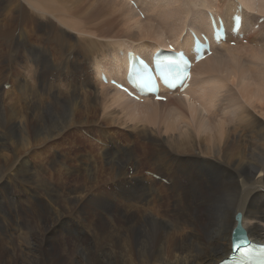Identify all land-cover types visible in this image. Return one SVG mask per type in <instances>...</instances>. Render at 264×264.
Listing matches in <instances>:
<instances>
[{"label":"bare ground","instance_id":"obj_1","mask_svg":"<svg viewBox=\"0 0 264 264\" xmlns=\"http://www.w3.org/2000/svg\"><path fill=\"white\" fill-rule=\"evenodd\" d=\"M95 1L101 5L94 7ZM95 1H84L88 3H85L86 7L94 8L85 7L83 11L76 8L75 14L69 10L67 0H0V55L2 59L8 60V55L15 53V59L8 62L17 64L18 61L15 68L11 66L15 63L10 65L13 69L8 74V80L11 82H5L11 84V89L5 93L15 94L12 98L14 110H4L0 99V213L1 216H8L3 210L9 208L8 212L14 213L20 223L22 213L33 212L32 217L36 221L32 234L34 245L30 243L27 247H22L23 245L17 246L14 243L17 246L15 251L8 246L5 254L0 253V264H29V260L23 258L26 252L31 258L34 257V264H219L232 252V233L237 226L235 218L238 214L242 216L241 226L248 240L264 244L263 123L255 118L246 104L236 107L239 97L227 89L221 80V74L227 73V79L236 80L237 75L240 76L245 71L242 65L244 62L255 67L251 68L249 65L250 69L264 72V22L255 30L258 21L264 19V8H261L264 7L261 6L263 0ZM238 2L244 9V38L229 41L235 42L236 47H216L212 57L197 64L188 91L182 93L177 90L168 97L166 103L145 100L144 104H136V101L129 100L122 92L101 81L102 70L110 79L125 78L127 50L151 59L157 50H165L169 43L176 50L190 49L191 31L198 34L211 32L208 21L210 12L222 16L231 30V19ZM27 3L31 6H27ZM103 5L109 6L112 12L118 14V18H113L109 13V18L106 19L110 23L99 24L97 16L102 14ZM156 10H162V17L150 14ZM140 14L144 15L142 19ZM72 15L74 18H71ZM136 26L139 28L138 32L135 30ZM70 30L87 38H79L80 43L74 44L66 36L71 33ZM103 35H112L113 38L105 39ZM122 37L127 40L122 41ZM181 37H185L186 41L178 43ZM138 41L143 44L140 49H126L122 55V49L131 47ZM243 42L247 45H243ZM52 48L55 54L49 59L47 54H51ZM26 55L32 57L30 59H34L36 64L32 80L27 75L20 76L17 69L22 64L20 57ZM83 57H87L86 60L91 58L90 63L96 70V74L88 75L85 79L81 78V73L86 72L80 61ZM225 61L230 66L222 65ZM197 73L209 76L208 81L199 89L194 87ZM59 77L64 79L65 91L55 85ZM232 80L230 81L233 82ZM254 82L256 90L253 85L250 88L248 86L249 89L253 88L252 92L246 90L245 82H240L245 85H242L243 88L241 86L243 91L240 96L241 99L247 97L248 101L250 99L254 102V99L259 102L262 114L264 87L261 85L264 83L263 80V84L260 82L259 85ZM207 83L211 87L204 90ZM0 90L2 96L3 91ZM91 90L96 96L95 100H91L92 107L89 105V96H86ZM252 93L256 95L253 96ZM42 99L43 105L40 103ZM46 99L51 101L52 106L45 104ZM217 102L225 104L224 107L215 108L218 106ZM94 104L103 105L104 110L114 106L121 107L126 122L140 118L149 125L150 121L162 116L167 120L166 128L172 123L166 132L172 133L174 142L167 147L164 144L152 147V155L148 159L145 156L140 158L130 147L121 148L118 142L113 143L110 150L98 148L102 161L103 157L110 160V163L107 162L108 167L103 164L98 166V161L89 158V152L72 157L70 150L68 157L64 152L67 148H61L58 140L68 135L69 127L74 126V130L79 133V129L86 123L89 124L90 120L93 123L97 119ZM131 106L132 110L129 109ZM253 107L256 108L257 105ZM50 109L57 112L61 123L54 122ZM26 111H32L35 123ZM219 112L221 118L218 121L216 117ZM107 118L109 119L108 116ZM14 120L17 121L16 131L12 125ZM181 122L185 123L186 130L173 134ZM156 130L158 129L155 132ZM200 132L208 133V137L205 140L199 139ZM97 133L101 137H109L106 131ZM32 135L34 171L29 156L16 158V147L21 144L17 138L24 137L23 144H26ZM48 141L52 145L45 149L41 144L45 145ZM116 159L122 161L124 166L131 161L135 174L130 180L127 178L129 171L114 164V161L117 164ZM68 161L74 163L73 171L78 174L72 177L74 181L68 176ZM142 161L156 166L161 173L174 174L176 179L170 174L171 177L167 179L170 188H157L158 183L154 179L144 177L140 170ZM54 171L59 176L60 184L64 183L66 186L63 196L59 194L60 189L44 177V174H52ZM161 173L154 174L160 176ZM41 176L44 177L43 181L37 182V178ZM33 177L34 183L31 184ZM104 181L108 183L105 188L98 190L95 195L91 194L92 197L87 194L91 189L94 190L96 183ZM151 188L152 194L149 193ZM164 191H170L173 198L165 200L163 196L160 197ZM17 192L20 196L28 195L30 200H15ZM55 195L59 200L60 197L63 198V205L58 203L61 207L52 206L45 199H51ZM190 203L199 205L202 212L192 206L188 209ZM87 208H92L97 216L96 221H91L88 227L90 234H86L85 225L80 227L74 220L76 226L74 223L70 224L75 218V209L85 211ZM108 210L114 219H121L127 226L110 219L107 216L109 214H106ZM151 212L158 214H150L149 219H143V215ZM194 213L198 218L203 214L202 219L194 217ZM7 218L0 219L1 241L8 238V227L12 223V219ZM73 229L76 237L63 235V232L71 233ZM57 234H61L59 241H52L55 243L50 246L48 238ZM21 238L20 236V241ZM19 256L22 257L20 262L16 259Z\"/></svg>","mask_w":264,"mask_h":264},{"label":"rangeland","instance_id":"obj_2","mask_svg":"<svg viewBox=\"0 0 264 264\" xmlns=\"http://www.w3.org/2000/svg\"><path fill=\"white\" fill-rule=\"evenodd\" d=\"M84 1H86V0H67V6H68V8H69V10H71V11H74L73 13H75V14H77L76 13V11H75V9L77 8V9H79V10H81V11H83V10H85V9H89V8H91V9H93L94 7H96L97 5H101V4H96V1L95 0H90V1H95V4H93V6H90L89 8L88 7H86V4H88V3H86V2H84ZM169 1H171V0H169ZM237 1V0H236ZM239 1V0H238ZM26 2H28V0H26ZM83 2H84V4H83ZM92 2H90V3H92ZM86 3V4H85ZM102 3V2H101ZM104 3V2H103ZM170 3V2H169ZM29 4H31V2L29 3ZM28 3H27V6H31V5H29ZM83 4V5H82ZM90 5V4H89ZM92 5V4H91ZM261 6H264V0L261 2ZM86 7V8H85ZM93 7V8H92ZM106 7V8H105ZM29 8V7H28ZM31 8V7H30ZM85 8V9H84ZM261 8H264V7H261ZM108 9V10H107ZM109 9H110V12H109ZM106 10V11H105ZM112 9L108 6H102V14H104V15H102V14H99V16H97V18H98V22H100L99 24H107V23H110V21L108 20V19H106V18H109V13L110 14H112V17L114 18H118V14L117 13H115L114 11L112 12L111 11ZM159 10V9H158ZM158 10H156V11H151L150 12V14L152 15V16H155V17H162V15H163V12H162V10L161 11H158ZM264 10V9H263ZM88 11V10H87ZM108 13V14H107ZM113 14H115V15H113ZM102 15V16H101ZM117 15V16H116ZM122 17V16H121ZM143 17H144V15H143ZM68 18V17H67ZM71 18H74V16L72 15V17ZM104 19V20H103ZM124 19V18H123ZM122 19V20H123ZM141 19H142V16H141ZM56 20V19H55ZM114 20V19H113ZM57 21V20H56ZM102 21V22H101ZM60 24V23H59ZM260 27V26H259ZM259 29V28H258ZM66 30H69V29H66ZM135 30H136V32H138L139 31V28L136 26V28H135ZM255 30H257V29H255ZM70 32L71 33H68L66 36H67V38L69 39V40H72L73 41V43L74 44H79L80 43V41H79V38L81 39H85V38H87L86 36H84V35H82V34H78L76 31H71L70 30ZM76 32V33H75ZM114 35L113 36H115V33H113ZM82 35V36H81ZM103 36H105L104 38L105 39H111V38H113V36L112 35H103ZM102 36V37H103ZM111 37V38H110ZM72 38V39H71ZM126 37H122L121 38V40L122 41H126L127 39H125ZM79 42H78V41ZM185 42L186 41V38L185 37H181L179 40H178V43H181V42ZM99 42H103V41H99ZM105 43H107V42H103V44H105ZM109 43H111V42H109ZM116 43V42H115ZM243 45H247L246 44V42H243ZM50 46H52V44H50ZM136 46V47H135ZM143 46V44H142V42H140V41H138V42H136L135 44H133L131 47H127V48H124V49H122L121 50V52H124V51H126V49H134V48H139L140 49V47H142ZM232 47H235V46H232ZM57 50H58V47L56 48ZM0 51H1V48H0ZM58 52H59V50H58ZM219 53V52H218ZM0 54H2L1 52H0ZM55 54V51H54V48H52V50H51V54L50 55H48L47 54V57L49 58V59H51L50 58V56L51 55H54ZM217 54V53H216ZM1 56V55H0ZM9 57H8V60H4V59H2V56H1V59H0V63H3V65H4V67H7V68H4L3 67V65H0V76H2V78L0 77V82H2V83H0V89H2V91H3V93H2V96H0V99H1V106H2V108L4 109V110H6V111H10V110H12V106H13V102H12V98L14 97V93L13 94H6L5 92H8V90H10L11 88V84H6L5 82H11L10 80H8V74H9V72L13 69V68H15L17 65H18V61H17V64L15 63H11V62H8V61H12V60H14L15 59V53H12V54H10V55H8ZM11 56H12V58H11ZM22 56H24V54H22ZM28 57V58H27ZM30 58H32V57H30V56H28V55H26V57H20V59H19V61L22 63L19 67H17V69H18V73H19V75L21 76V75H23V76H25V75H27V76H29V78L32 80V78L34 77V72H35V70H36V64H35V62H33L34 61V59H30ZM85 58V59H84ZM86 58L87 57H83V58H80L81 60V64H82V67H84L85 69H86V72H83V73H81V78H88V75H90V76H92V75H94V74H96V70H95V68H94V66L90 63L91 62V58H88L89 60H86ZM12 59V60H11ZM28 59V60H27ZM30 60H32L31 62H29ZM73 60V57H71L70 58V61H72ZM27 61V62H26ZM33 62V63H32ZM30 65H32V66H30ZM63 64H65L64 63V61L62 62ZM226 63V64H225ZM225 63H223L222 65H228V66H230V64L229 63H227L226 61H225ZM11 64H14V65H11ZM13 67H11V66ZM35 65V66H34ZM242 65H243V69L245 70V71H243L244 73H241V74H239L240 76H238L237 75V77L238 78H236V80H234V81H236V82H234L232 79H230V80H232L233 82H231L229 79H227L226 77L227 76H229V75H227V74H221V80H222V83H223V85L225 86V87H227V89H229V90H231L235 95H236V97L238 96L239 98H237L238 99V103H237V105H236V107L237 106H239L240 104H246L245 106L249 109L250 108V110L254 113V115L256 116L255 118H257V119H260L261 121H262V127H264V113L262 112V114H261V112H260V110H259V108H261L260 107V103L259 102H255V100L253 99V101L254 102H251L250 101V99H249V101L248 100H246V99H248L247 97L245 98V97H242V99H241V92L243 91V90H241L245 85L244 84H240V82L241 83H243V82H245L246 83V85L247 86H245V87H247L248 88V86H249V88H250V86L251 85H253V87L256 85L255 84V82L254 81H256L257 82V84L259 85V83L261 82V84H263L264 83V72L262 71V72H258V71H254V70H252V69H250L249 68V65L251 66V68L252 67H254L253 65H251V64H249L248 65V63H246V62H244V63H242ZM23 66H25L26 68H22ZM29 67V68H28ZM225 67V66H224ZM20 68V69H19ZM246 68V69H245ZM255 68V67H254ZM7 69V70H6ZM32 71H31V70ZM9 70V71H8ZM253 71V72H252ZM21 73V74H20ZM258 73H260V74H258ZM5 75V76H4ZM202 74H200V73H197L196 74V83H195V85H194V87H196L197 89H199V88H201L202 87V85L204 84V83H206L207 81H208V79H209V76H201ZM227 75V76H226ZM261 75V76H260ZM263 75V76H262ZM10 76H12V74L10 75ZM9 76V77H10ZM242 76V77H241ZM236 77V76H235ZM242 78V79H241ZM247 78V79H246ZM249 78V79H248ZM21 79H23V78H21ZM241 79V80H240ZM252 79V80H251ZM46 81H47V77H46V79H45ZM243 80V81H242ZM262 80H263V83H262ZM14 80H13V78H12V82H13ZM233 83H236V85L235 84H233ZM251 83V84H250ZM4 84H6V85H4ZM64 84H65V82H64V79H63V77H59L56 81H55V85H58V86H60L61 87V89L63 90V91H65V87H64ZM255 84V85H254ZM260 84V85H261ZM63 85V86H62ZM242 85H244V86H242ZM216 86V85H215ZM241 86H242V88H241ZM261 86H263L264 87V85H261ZM64 87V88H63ZM211 87V84L210 83H207L206 84V87H205V89L204 90H208L209 88ZM246 88V90H249V92H250V90H251V92H252V90H253V88H251V89H247ZM254 89L256 90V88L254 87ZM254 90V91H255ZM91 92V93H90ZM88 94L86 95V96H89V105L91 106V100H95L96 98V96L94 95V92L91 90V91H89V92H87ZM0 94H1V90H0ZM252 95L254 96V95H256V94H254V93H252ZM83 97V96H82ZM177 97H179V96H177ZM128 98V97H127ZM256 99H260V97H255ZM129 99V98H128ZM3 100V101H2ZM47 101L45 102V104L46 105H49L50 104V106H52L51 105V101H49L48 99H46ZM129 100H131V99H129ZM131 101H133V100H131ZM246 101H248V102H246ZM134 102V101H133ZM40 103H41V105H43L44 104V100L42 99V100H40ZM136 103V102H135ZM139 103H142V104H144L145 102H139ZM138 102L136 103V104H139ZM218 103V106H217V104H216V106L217 107H215V108H221V107H224V105L225 104H220L219 102H217ZM248 103H249V106H248ZM251 103V104H250ZM220 104V105H219ZM254 106H256L257 105V107L256 108H258V110L255 108V107H253V105ZM259 106V107H258ZM92 107V106H91ZM97 107V108H96ZM264 107V106H263ZM93 108L94 109H96V120L92 123V120H90V122H89V124H85V126H83L82 127V129L80 128L79 129V133L78 132H76L75 130H74V126L72 127V128H68V130H67V134L68 135H64V136H62L59 140H58V144L60 145L61 144V148H67V149H65L64 150V152L65 153H67V155H68V157H69V151L72 153V157H74L75 155H79V154H84L85 152H89V158H91V159H93L95 162H97L98 161V166H101L100 164H103V165H105V167H108V164H107V162L108 163H110V160L107 158V157H103L104 159H103V161H102V157L100 158V152H99V150H98V148H103V149H112V147H113V143H117V144H119V146L121 147V148H126V147H130V148H132L133 149V151H135V153L137 154V155H139L140 156V158H149V157H151L150 155H152L151 153V151H152V147H156L157 145H163V146H166L167 147V145L168 144H173V140H172V137H171V134L172 133H169V132H166V131H168L169 129V126L172 124H169L168 125V127L166 128L165 127V125L167 124L166 122H167V120L164 118V117H160V116H158V118H155L154 120L156 121V122H154V120L153 121H150L151 123L153 122V125H155V127L150 123H148L149 125H147V124H145V121H142L140 118L138 119V120H136V121H133V122H130V121H125V118L123 117V113L121 112L122 111V108L121 107H118V106H114V107H111V109H109V110H104V108H103V105H96V104H94L93 105ZM130 110H132V106L129 108ZM13 110H14V108H13ZM140 110V109H139ZM112 111H114V113H111ZM32 113V111H26V113H27V115H29L30 116V118L31 117H33V122L35 123L36 122V119L34 118V115H33V113H32V115H30L29 113ZM10 113V112H9ZM50 113H51V116H52V118H53V120H55L54 122L56 123H61V120H60V116L57 114V112L56 111H54L53 109H50ZM105 113H107V114H105ZM11 114V113H10ZM168 114H170V113H168ZM206 114V113H205ZM12 115V114H11ZM55 115H57V116H55ZM14 117H16V115H13ZM106 116V117H105ZM107 116L109 117V119L107 118ZM191 116L189 115V118H190ZM57 118V119H56ZM220 118H221V112H219V114H218V117H216V119H218V121L220 120ZM108 119V120H107ZM225 120V119H224ZM16 122V123H15ZM137 123V124H136ZM157 123V124H156ZM162 123H164V124H162ZM166 123V124H165ZM16 124H17V121H13V123H12V125H13V127L15 128V131H16ZM97 124H100V126L99 125H97ZM130 124V125H129ZM136 125V126H135ZM160 125H163V126H160ZM36 127H38V125H35ZM75 126H78V125H75ZM145 126V127H144ZM152 126V127H151ZM183 126V127H182ZM186 125H185V123H180V125L178 126L179 128H177L176 129V131H174V133L173 134H179L180 132H181V130L182 129H184V130H186V127H185ZM193 126H194V124H193ZM205 128L206 127H208V126H204ZM140 128H142V129H140ZM149 128V129H148ZM151 128V129H150ZM158 129V130H156V132H155V129ZM160 129V130H159ZM180 129V130H179ZM87 130V131H86ZM136 130V131H135ZM144 130V131H143ZM96 131V132H95ZM97 131H106V132H108L109 133V137L108 138H104V137H101V135H99L98 133H97ZM193 131H194V129H193ZM69 132H71V135H70V133ZM165 132V133H164ZM93 133H95V134H93ZM117 133V134H116ZM169 133V134H168ZM198 133V132H197ZM196 132H195V134H197ZM200 134V136L198 135V138L199 139H203V140H205V138H207L208 137V133H204V132H200L199 133ZM114 135H116V137L114 138ZM127 135H128V137H127ZM34 135H32L31 136V140L28 142V143H24L23 144V142H24V137H22V136H19L18 138H17V141L18 142H20L21 144H20V146H17L16 147V158H18V157H25V156H29V159L31 160V163H32V171H34V137H33ZM99 136V137H98ZM138 137V139H137V137ZM148 136H150V138H147ZM72 137V138H71ZM202 137V138H201ZM76 138V139H75ZM98 138H100V139H102V140H105L106 142H103L102 140H100V139H98ZM128 138H130V139H128ZM146 138H147V140H146ZM168 138V139H167ZM69 139V140H68ZM115 139V140H114ZM142 139V140H141ZM146 141H145V140ZM149 139V140H148ZM32 140H33V142H32ZM117 140H119V141H117ZM153 142H152V141ZM140 142V143H136V142ZM156 143H155V142ZM82 142L84 143V144H82ZM144 142H147L146 144L144 143ZM145 145H144V144ZM152 143V144H151ZM126 144V145H125ZM127 144H129V145H127ZM149 144V145H148ZM42 145V147H44L45 149H49L50 147H51V145H52V142L51 141H48L45 145H43V144H41ZM64 145V146H63ZM148 145V146H147ZM16 146V145H15ZM22 146V147H21ZM21 148V149H20ZM70 148V149H69ZM23 149V150H22ZM26 149V150H25ZM69 149V150H68ZM139 149H140V151H139ZM19 150V151H18ZM132 151V152H133ZM138 152V153H137ZM146 152V153H145ZM24 155H23V154ZM141 153V154H140ZM27 154H29V155H27ZM143 155V156H142ZM70 156H71V154H70ZM145 156V157H144ZM116 161H117V164L115 163V161H114V164L115 165H118L119 167H122V168H125L126 169V171L128 170L129 171V174H128V176H127V178H128V180H130L133 176H134V174H135V170H134V167L132 166L133 164L131 163V161H130V163H128V164H126L125 166L123 165L124 163L122 162V161H120V160H117L116 159ZM71 162V163H70ZM176 162L178 163L179 162V160H176ZM70 163V164H69ZM71 164H72V166H71ZM74 163L72 162V161H68L67 162V167H68V170H69V172H70V174L68 175L69 177H70V179L72 180V181H74V179H72V177L74 178L75 176H77L78 174L77 173H75L73 170H74V165H73ZM140 170L142 171V173H143V176L144 177H146V178H151V179H154L158 184H157V188H160V187H164V188H170V186H169V182H168V180L167 179H169L171 176H174V174L173 175H171L172 173H168V172H163V173H161V171H159V169L158 168H156V166H151L150 164H148V163H146L145 161H142L141 162V164H140ZM154 168H156V169H154ZM73 172V173H72ZM75 173V174H74ZM154 173H161V175L160 176H158V175H156V174H154ZM49 174H51V172L50 173H46V174H44V177L46 178V180H48V182H52V184H55L54 186L55 187H58L59 189H60V193L59 194H61L60 196H63V193H64V191L66 190V186H65V184L64 183H61L60 184V179H58L59 178V176H57V174L55 173V171L54 172H52V176H51V179H50V175ZM72 174H73V176H72ZM169 174L171 175V176H169ZM44 177H38L37 178V182H42L43 181V178ZM108 177V176H107ZM174 178L176 179V177L174 176ZM57 179V180H56ZM83 181V180H82ZM164 181H166V182H164ZM30 183L31 184H33L34 183V177L30 180ZM72 183H74V185H75V182H72ZM102 183V184H101ZM99 182V184L98 183H96L97 185L95 186V188H94V190L93 191H91L90 190V192H88L87 194L88 195H90V197H92V195L91 194H93V195H95L96 193H98V190H101L102 188H105L106 187V185L108 184L106 181H104V182ZM105 183V184H104ZM101 184V185H100ZM147 184V183H146ZM73 184H72V187L74 186ZM159 185V186H158ZM98 186V187H97ZM116 187V189L118 188V185L117 186H115ZM152 192H153V189L151 188V189H149V193L150 194H152ZM159 194H160V192H158ZM163 196V198L166 200V199H168V198H173V195H171L170 194V191H168V192H166V191H164L163 193H162V195L160 196V197H162ZM19 197V198H18ZM14 199L15 200H19V199H21V200H23V201H29L30 200V198H29V196L28 195H19V192H17V194H15V196H14ZM26 199V200H25ZM45 199H47L51 204H52V206H56V207H61L59 204H61V205H63V198L61 199V197H60V200H59V197H57L56 195L53 197V198H47V197H45ZM17 200V201H18ZM176 201H178V200H176ZM60 202V203H59ZM119 202H121V200H119ZM59 203V204H58ZM1 205V204H0ZM58 205V206H57ZM196 207L197 209H199V211H201L202 209H201V207L199 206V205H197V204H193V203H190L189 204V207H187L188 209H190V207ZM91 207V206H90ZM79 209H75V212L76 213H74V216H75V218L73 217V219L70 221L71 223L70 224H73L74 223V221H76L78 224V226H80V227H83V225H85L84 227H86V230H85V232H86V234H90V232H89V226L91 225L90 223H91V221H96V219H97V216H95L94 215V211L92 210V208H87V210H85V211H83V210H79ZM90 210V211H89ZM5 213H6V215H8V216H5V214L3 215L2 214V216L4 217V218H7V219H12V223H11V225H10V227H8V233H7V236H8V238H5V240H3V241H1L0 240V253L3 255V254H5V252H6V250H7V248H8V246H10L11 248H12V250L13 251H15L14 249L17 247V246H19V244L22 246V247H27L28 246V244H33L34 245V242H33V240H34V238L32 237V234H34V225L36 224V221L34 220V216L32 217V214H33V210L31 211L32 213L31 214H29V213H22L20 216L22 217L19 221H20V223H18L17 222V219H16V215L14 214V213H9L10 212V209L9 208H5V210H3ZM9 211V212H8ZM78 211V212H77ZM110 210H108L107 211V213L106 214H109V215H107L108 217H110V219H114L112 216H111V214H110V212H109ZM202 212V211H201ZM113 213H117V212H113ZM199 213V212H198ZM80 215V217H79V215ZM150 214H158V212H151V213H149V214H147V215H143V216H145V218H143V219H149V217H150ZM202 214V213H201ZM34 215V214H33ZM78 217H77V216ZM203 215V214H202ZM202 215H199V217L200 218H198V217H196L195 216V213H194V217H196V218H198V219H202L201 217H202ZM1 216V213H0V219H2L3 217ZM10 216V217H9ZM13 216V217H12ZM106 216V217H107ZM94 217V218H93ZM33 218V219H32ZM81 219V220H80ZM126 219V218H125ZM26 222H25V221ZM74 220V221H73ZM23 221V222H22ZM35 221V222H34ZM114 221L117 223L118 222V224H120V225H126L127 226V224H123L122 222V220L121 219H119V221L118 220H116V219H114ZM24 222H25V224H24ZM83 222V223H82ZM135 222V221H134ZM28 223H29V225H28ZM31 223V224H30ZM80 224V225H79ZM83 224V225H82ZM17 225V226H16ZM32 225V226H31ZM74 226H76V224L74 223L73 224ZM136 225V224H135ZM16 226V227H15ZM28 226V227H27ZM15 227V228H14ZM13 228V229H12ZM25 228H27V229H25ZM30 228V229H29ZM76 228L77 227H75V230H76ZM135 229V228H134ZM14 230H16V231H14ZM18 230H21V232H17ZM30 230V231H29ZM74 229H73V231L71 232V233H68V232H63V235L64 236H77V234H76V231H75ZM24 231V232H23ZM75 231V232H74ZM31 232V233H30ZM11 233H13V234H11ZM29 234V236H28V234ZM16 235V236H15ZM19 235V236H18ZM20 236L22 237L21 238V241H20ZM32 238H31V237ZM15 237V238H14ZM60 237H61V234H57V235H53L52 237H50V238H48V242H49V245L50 246H52V244L53 243H55L56 241L58 242L59 241V239H60ZM88 237H91V235L89 236L88 235ZM28 238V239H27ZM12 239V240H11ZM57 239V240H56ZM11 241V242H10ZM26 241L28 242V243H26ZM51 241V242H50ZM52 241H55V242H52ZM13 242V243H12ZM21 242V243H20ZM56 242V243H57ZM6 243V244H5ZM11 243V244H10ZM14 243H17V246H16V244H14ZM23 243V244H22ZM51 243V244H50ZM27 244V245H26ZM6 245V246H5ZM15 245V246H14ZM17 249V248H16ZM0 254V257L2 256ZM28 253L26 252V254L24 253L23 254V258L24 259H27V260H29V264H34V257L33 258H31V256L29 255V257H28ZM26 256V257H25ZM22 257L21 256H19V257H16V259L20 262ZM30 259H31V262H30ZM223 260V259H222ZM221 261V260H220ZM10 263V262H9ZM9 263H7V264H9Z\"/></svg>","mask_w":264,"mask_h":264},{"label":"water","instance_id":"obj_3","mask_svg":"<svg viewBox=\"0 0 264 264\" xmlns=\"http://www.w3.org/2000/svg\"><path fill=\"white\" fill-rule=\"evenodd\" d=\"M237 226L233 230V246L232 250L235 252L240 246L247 245L249 243L246 232L241 226L242 216L238 214L236 216Z\"/></svg>","mask_w":264,"mask_h":264}]
</instances>
